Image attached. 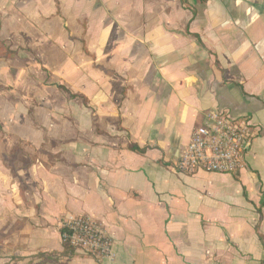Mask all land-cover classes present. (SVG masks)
Segmentation results:
<instances>
[{
    "label": "crops",
    "instance_id": "0c3cea01",
    "mask_svg": "<svg viewBox=\"0 0 264 264\" xmlns=\"http://www.w3.org/2000/svg\"><path fill=\"white\" fill-rule=\"evenodd\" d=\"M0 41V147L38 153L0 152V264H264V0H0ZM214 110L255 129L245 167L176 172Z\"/></svg>",
    "mask_w": 264,
    "mask_h": 264
},
{
    "label": "built area",
    "instance_id": "2783aa9c",
    "mask_svg": "<svg viewBox=\"0 0 264 264\" xmlns=\"http://www.w3.org/2000/svg\"><path fill=\"white\" fill-rule=\"evenodd\" d=\"M256 135L243 117H231L221 111H207L202 123L191 133L174 169L182 174L199 171L236 174L245 167V158ZM64 245L95 260L112 257V242L101 225L87 216L67 215L59 221Z\"/></svg>",
    "mask_w": 264,
    "mask_h": 264
},
{
    "label": "rangeland",
    "instance_id": "374dc122",
    "mask_svg": "<svg viewBox=\"0 0 264 264\" xmlns=\"http://www.w3.org/2000/svg\"><path fill=\"white\" fill-rule=\"evenodd\" d=\"M5 150H6V147H3V146L0 147V152H3ZM6 151L9 152L7 156L8 158H6V163H7V166H9L11 171L14 173V176L16 174V168H21V166L23 165V162L27 161L26 158H28L29 161L31 158V161H32V158L34 159L38 155V153L35 150H32L30 148L26 149L25 147L20 146L19 144L17 145L11 144V146L8 145Z\"/></svg>",
    "mask_w": 264,
    "mask_h": 264
},
{
    "label": "trees",
    "instance_id": "16d2710c",
    "mask_svg": "<svg viewBox=\"0 0 264 264\" xmlns=\"http://www.w3.org/2000/svg\"><path fill=\"white\" fill-rule=\"evenodd\" d=\"M200 1H205V0H200ZM14 52H11L1 41H0V59H11L14 56ZM1 129V127H0ZM1 131V130H0ZM132 150H136L139 151V149H137L136 147L132 146L131 147ZM30 162L24 161L23 165L21 166V168H19L18 170H16V174L22 169H26L28 167ZM9 164V163H8Z\"/></svg>",
    "mask_w": 264,
    "mask_h": 264
}]
</instances>
